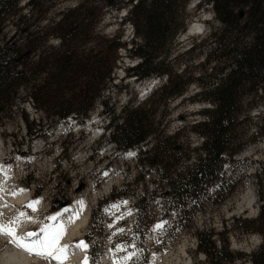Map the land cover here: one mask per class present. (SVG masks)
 I'll list each match as a JSON object with an SVG mask.
<instances>
[{
    "label": "trees",
    "instance_id": "trees-1",
    "mask_svg": "<svg viewBox=\"0 0 264 264\" xmlns=\"http://www.w3.org/2000/svg\"><path fill=\"white\" fill-rule=\"evenodd\" d=\"M187 1L75 0L53 16L46 12L33 16L22 10H34V0H26L23 5L21 0H0V35L8 24L14 26L13 33L0 42V110L11 109L17 91L23 90L35 108L45 113L49 129L68 117L80 125L89 118V112L108 88L119 58L118 48L126 46L120 41L121 35L103 37L98 24L104 11L128 7L122 21L131 23L135 40L126 51L139 60L125 68V76H134L138 82L166 77L144 99L130 95L117 114L107 110L106 101H100L109 116L103 133L107 131L106 141L124 153L137 148L135 163L141 171L110 193L114 198L128 194L133 184L134 189L143 186L133 204L134 223L142 220L150 225L148 203L156 195L165 201L163 215L168 222H173L170 211L178 209L190 223V218L208 202L213 204L210 192L214 187L217 193L235 188L224 184L223 169L245 149L246 137L250 143L264 137V116L253 122L250 115L257 106L264 107V0L199 1L198 4L210 3L220 25L210 27L203 44L192 43L189 47H204L203 61L197 64L201 71L198 76H186V66L175 71L167 61L176 35L186 31L182 20ZM51 38L57 39L56 45L49 43ZM191 83L198 88L191 100L210 105L199 109L201 120L189 126L190 134L200 139L195 146H191L189 135L182 134L184 126L170 131L165 119L170 102L183 95ZM122 89L125 87L116 92ZM21 118L26 140L42 135L45 126L40 121L29 120L25 113ZM157 169V176L145 181L146 174L150 176V170ZM260 170L264 175V167ZM257 193V214L253 218H235L233 230L258 234V246L249 253L233 251L223 240L216 245L211 230H196V251L203 254L204 260L193 264H233L236 260L264 264L261 179ZM59 208L55 202L50 206L51 211ZM97 210L93 209L90 216L94 217ZM102 225L100 221L93 228L101 232ZM137 232L143 235L140 229ZM145 260L144 256L142 263Z\"/></svg>",
    "mask_w": 264,
    "mask_h": 264
},
{
    "label": "rangeland",
    "instance_id": "rangeland-1",
    "mask_svg": "<svg viewBox=\"0 0 264 264\" xmlns=\"http://www.w3.org/2000/svg\"><path fill=\"white\" fill-rule=\"evenodd\" d=\"M74 1L34 0L36 8L30 12L24 8L22 13L28 12L33 16L47 13L53 16L58 11L72 6ZM199 1H187L182 20L186 31L176 35L167 59L175 71L179 72L183 66H186L184 71L186 76L201 74L197 64L202 63L204 57L202 45L194 50L189 47L192 43L203 44L210 27L220 25L214 17L210 3L198 4ZM24 2L26 0H21L20 5ZM127 8L124 7L119 11H104L98 24V31L103 37L113 39L121 35L120 41L126 43L125 48L121 47L117 50L119 58L115 62L116 67L110 76L108 88L103 91L99 99L101 102L106 101L107 110H113L115 114L125 105L130 95L139 100L144 98L138 95L140 90L136 89L138 81L134 80V76H125V68L136 64L139 60L138 57H130L126 51L132 45L131 40H135L131 23L127 20L122 21ZM193 21H198L200 28L186 34L188 25ZM43 23L45 20L42 21ZM13 31L14 26L8 24L0 35V42L8 38ZM49 43L56 45L57 39L51 38ZM119 87L125 89L116 92ZM197 91L198 88L191 83L183 95L170 102L169 114L165 116L168 120V130L185 127L182 134L189 135L191 146L197 145L200 139L190 134L189 126L201 120L197 112L199 109L210 106L206 102L191 100ZM100 101H97L91 109L90 116L88 115L91 122L83 129L73 117L64 122L61 129H55V126L52 129L47 128L49 119L45 117L44 112L35 108L23 90L17 91L11 109L4 107L0 110V158L4 157V162L0 163V166L3 163L9 166L15 174L16 181L3 183L0 188L7 196L21 190H26L30 194V197H26L27 199L17 205V208L19 212H25L33 220H28L27 225L18 235L38 231L43 224H47L50 221L47 218L53 213L50 210L53 202L62 208L63 203L68 205L75 199L82 198L84 203L90 206V213L93 209L100 211L97 210L94 217L89 215L86 225L73 241V244L84 241L88 245L86 253L84 250L79 262L74 261L73 264H84L85 257L88 258L87 264H115L118 259L132 252H136L137 256L127 261V264H141L144 256L146 260L142 264H150L154 257L156 264L203 262V254L196 251L194 234L196 230L201 229L211 230L216 245H220L223 240L233 251L249 253L258 246L261 240L258 234H241L233 230V223H237L235 221L237 217L253 218L257 214L259 179L264 188V175L260 170L264 167V137L258 138L254 143H250V139L246 137L245 149L235 156L234 163H226L223 169L224 184H232L235 188L232 192L227 188L217 193L215 191L217 187H214L210 192V199L214 200L213 204L208 202L203 210L196 212L192 219L190 218V223L188 216L182 217L183 213L178 209L170 211L173 222H168L163 215L166 208L165 201L158 195L149 198L148 205L152 220L150 225H146L147 223L142 220L134 223L136 211L133 204L137 195L141 194L143 186L138 185L134 189L133 184L128 194L114 198L110 197V193L114 189L119 190L124 182L132 181L134 173L141 171L135 163L136 152L134 149L126 153L121 152L106 141L107 131L101 135L109 116L106 115L105 110H102L104 105ZM22 113H25L29 120L35 123L40 121V124L45 126L42 135L26 140L28 137L24 131ZM250 115L253 122L260 121L264 116V107L257 106ZM190 155L194 154L190 153ZM157 172L158 169L155 172L150 170L148 173L150 176L146 174L145 181L150 177H156ZM36 198L41 200L33 211L27 205ZM249 201L251 204L247 207ZM12 216L15 214H10L8 217ZM8 217L3 215L5 221ZM26 221L23 220L21 223ZM100 221L103 223L102 230L96 232L93 227ZM155 225L162 227H155L152 231L151 228ZM137 229L143 232L142 236ZM9 240L8 236L0 235V254L4 251H18L19 248ZM117 245L126 246L125 250L117 252ZM89 250L94 254L90 255ZM37 262V264H57L54 260L46 259ZM72 262L65 260L63 264H72ZM233 264H249V262L236 260Z\"/></svg>",
    "mask_w": 264,
    "mask_h": 264
},
{
    "label": "bare ground",
    "instance_id": "bare-ground-1",
    "mask_svg": "<svg viewBox=\"0 0 264 264\" xmlns=\"http://www.w3.org/2000/svg\"><path fill=\"white\" fill-rule=\"evenodd\" d=\"M200 24L198 21L191 22L187 27V33L190 34L191 32L195 31V29L200 28ZM166 80V77H152L147 80L139 81L136 83V89L140 90V95L144 96L149 91L148 89L155 83L159 85L160 83L164 82ZM154 88V86H153ZM152 88V89H153ZM91 122V118L85 120L84 125H79L82 129L87 126ZM60 123V122H59ZM55 125V129H58V124ZM137 151V148L134 149ZM130 151V150H128ZM127 151V152H128ZM132 151V149H131ZM126 153V152H125ZM4 166V167H1ZM0 166V185L3 183H15V174L13 170L9 166L3 165ZM20 191V190H19ZM30 197V194L26 190H21L20 192L12 193V195L7 196L6 193L3 192L0 188V212L4 214V216H9L10 214L17 215L19 213L17 205L21 204L22 201L26 197ZM27 199V198H26ZM40 198H36L35 201H40ZM79 201H83L82 198L75 199L71 204H68L66 206L63 205L62 208H60L58 211H53L52 215H56L57 213H60L61 216L59 217V222H62L66 226V233L60 243L69 245V256L66 260L73 261L72 264L75 262H79L80 257L84 254L85 249L76 248L73 244V241L76 239V237L80 234L81 229L84 228L88 221V217L90 214V206L86 205L83 201V207H81ZM251 204V201L247 203V207H249ZM65 209H68V211H65ZM78 213V216L76 214ZM70 219H74V222H69ZM33 218H31L30 221H32ZM27 222L21 223L17 228V234L20 233L25 226L27 225ZM56 223L54 221H49L47 224ZM156 225L151 228L153 231L155 229ZM22 234V233H21ZM2 236V235H1ZM7 237V236H6ZM18 249V248H17ZM37 260H44L43 258L37 256V255H30L26 251L22 250L21 248L18 249V251H4L0 254V264H37ZM155 257L151 260L150 264H156ZM55 261V260H54ZM65 261V260H64ZM63 261V262H64ZM57 262V261H56ZM58 264V262H57Z\"/></svg>",
    "mask_w": 264,
    "mask_h": 264
},
{
    "label": "snow or ice",
    "instance_id": "snow-or-ice-1",
    "mask_svg": "<svg viewBox=\"0 0 264 264\" xmlns=\"http://www.w3.org/2000/svg\"><path fill=\"white\" fill-rule=\"evenodd\" d=\"M39 201H33L27 207L33 211L36 210V204ZM81 207H83V201H79ZM68 211V209H65ZM3 213L0 212V235H6L10 238L9 242L16 247L21 248L30 255H37L46 260H55L58 264H63L69 256V245L61 244L60 241L66 233V226L64 223L59 222L60 213L49 216L47 219L56 223L43 224L38 231L26 232L23 235L17 234V228L23 220H31L25 212H19L18 215L8 217L5 221L3 219ZM78 216V213L76 214ZM69 222H74V219H70ZM157 228H161L162 225H157ZM122 231V230H121ZM76 248L87 249L88 245L84 241H80L75 245ZM126 246L117 245L116 251L125 250ZM134 256H137L136 252L129 253L124 257L118 259L115 264H127V261L131 260ZM88 258L85 257L84 264H87Z\"/></svg>",
    "mask_w": 264,
    "mask_h": 264
},
{
    "label": "water",
    "instance_id": "water-1",
    "mask_svg": "<svg viewBox=\"0 0 264 264\" xmlns=\"http://www.w3.org/2000/svg\"><path fill=\"white\" fill-rule=\"evenodd\" d=\"M63 204H65V203H63Z\"/></svg>",
    "mask_w": 264,
    "mask_h": 264
}]
</instances>
